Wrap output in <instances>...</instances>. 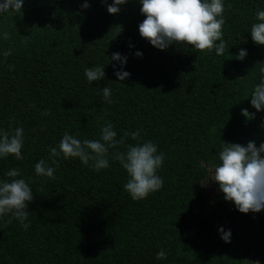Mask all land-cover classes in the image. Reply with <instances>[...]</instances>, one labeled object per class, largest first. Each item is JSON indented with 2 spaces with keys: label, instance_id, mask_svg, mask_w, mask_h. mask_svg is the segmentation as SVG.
I'll return each instance as SVG.
<instances>
[{
  "label": "trees",
  "instance_id": "1",
  "mask_svg": "<svg viewBox=\"0 0 264 264\" xmlns=\"http://www.w3.org/2000/svg\"><path fill=\"white\" fill-rule=\"evenodd\" d=\"M111 2L25 0L21 13L0 15V31L9 33L0 50H12L0 57V128L22 126L25 135V159L0 160V178L18 167L34 195L28 230L15 219L0 222V264H264V209L241 213L215 182H201L223 142H264V110L249 97L264 74V45L247 33L264 0H225L221 55L176 44L159 50L139 35L145 17L138 0L117 14L107 12ZM240 48L248 52L243 61L235 59ZM114 52L127 57L123 81L113 74ZM95 65H105V78L89 84L84 68ZM98 120L111 121L117 139L139 130L157 143L166 156L159 191L133 201L125 171L112 160L99 172L60 160L54 180L35 175L34 164L65 131L98 138ZM135 143L129 136L109 151ZM220 226L231 229L229 243ZM161 249L167 258L157 260Z\"/></svg>",
  "mask_w": 264,
  "mask_h": 264
},
{
  "label": "clouds",
  "instance_id": "2",
  "mask_svg": "<svg viewBox=\"0 0 264 264\" xmlns=\"http://www.w3.org/2000/svg\"><path fill=\"white\" fill-rule=\"evenodd\" d=\"M127 2L128 0H112L106 10L109 14H117L120 6ZM24 3L25 0H0V15L21 13ZM138 3L141 6L139 11L145 17L138 25L139 35L155 48L166 50L176 44L190 46L200 52L215 51L217 55L225 52V0H138ZM81 7L86 9L90 5L85 2ZM247 33L254 44L264 45V9L256 10L255 20ZM8 37L7 31H0V40H6ZM11 54V49L0 50V57L6 58ZM135 55L140 57L143 53L137 50ZM247 55V50L240 48L235 54V59L243 61ZM111 61L117 62L113 63L112 67L118 81L130 76L124 68L127 63L126 56L114 52ZM104 66L85 67L86 81L92 84L93 81L103 80ZM261 72L264 73V68ZM102 96L103 100L110 104L112 89L103 87ZM249 97L251 106L257 112L264 110V74L254 84ZM41 115L48 116L49 113L44 111ZM241 115L250 120L254 114L247 108H242ZM97 124L99 133L95 139H81L79 133L65 131L59 143L49 148L47 159L41 158L34 164L35 175L54 180L60 160L78 159L82 165L96 172L109 168L112 160L118 161L125 171L127 180L123 188L133 201L144 200L159 191L164 185V180L158 171L162 168L166 156L163 151L158 150L157 143L151 139L143 140L139 130L124 132L117 139V131L111 121L105 120L101 124L98 120ZM129 136L136 141L135 144H127L124 151H109L125 145ZM24 139L22 126L10 127L9 130L0 128V160H6L9 156L17 161L24 160ZM4 177L8 179L0 178V222L7 225L15 219L24 230H28V204L34 199L31 180H26L18 167L5 171ZM209 179L216 183L223 193L224 200L231 202L239 212H260L264 209V142L258 147L253 140H249L246 145L223 142L222 149L218 152V162L208 166V175L201 182ZM217 231L225 243L230 242L231 229L220 226ZM166 258L164 249L156 253L157 260Z\"/></svg>",
  "mask_w": 264,
  "mask_h": 264
},
{
  "label": "rangeland",
  "instance_id": "3",
  "mask_svg": "<svg viewBox=\"0 0 264 264\" xmlns=\"http://www.w3.org/2000/svg\"><path fill=\"white\" fill-rule=\"evenodd\" d=\"M209 181H210L209 183H213V181H211L210 179H209Z\"/></svg>",
  "mask_w": 264,
  "mask_h": 264
}]
</instances>
